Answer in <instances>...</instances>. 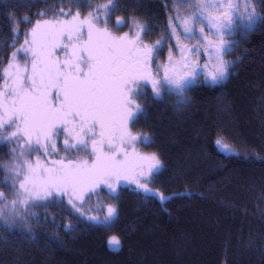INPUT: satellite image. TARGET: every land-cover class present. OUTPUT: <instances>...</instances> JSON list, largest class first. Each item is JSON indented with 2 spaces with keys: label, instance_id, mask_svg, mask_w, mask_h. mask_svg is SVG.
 I'll use <instances>...</instances> for the list:
<instances>
[{
  "label": "trees",
  "instance_id": "1",
  "mask_svg": "<svg viewBox=\"0 0 264 264\" xmlns=\"http://www.w3.org/2000/svg\"><path fill=\"white\" fill-rule=\"evenodd\" d=\"M107 3L0 0V68L12 62L36 21L52 20L60 9L84 19ZM114 3L108 19L140 22L150 29L146 40H160L163 52L165 0ZM24 59L17 53L18 62ZM227 59L233 61L228 78L194 84L184 93L186 102L175 93L156 99L144 91L138 97L144 114L129 124L150 137L145 146L161 160L150 187L171 199L162 203L128 184L110 195L102 186L91 200L85 198L83 211L103 215L107 205L115 206L118 215L108 224L81 216L67 197L27 209L18 205L19 214L6 209L0 217V264H264V19L236 37ZM218 139L241 155L218 150ZM14 147L0 140V163L13 162ZM2 181L10 183L5 169L0 192L11 201L12 189ZM113 236L120 249L109 248Z\"/></svg>",
  "mask_w": 264,
  "mask_h": 264
},
{
  "label": "snow or ice",
  "instance_id": "2",
  "mask_svg": "<svg viewBox=\"0 0 264 264\" xmlns=\"http://www.w3.org/2000/svg\"><path fill=\"white\" fill-rule=\"evenodd\" d=\"M174 3L191 9L183 16L177 11L178 24L169 19L180 59L173 60L170 51L168 62L157 63L155 69L153 60L159 59L161 41L144 42L142 34L149 28L135 20L131 35L118 36L107 28L116 7L114 0L99 5L84 19L78 11L72 14V9H60L52 20L35 22L24 44L12 54V62L0 68V140L17 145L12 149L13 162L0 163L10 177V183L2 182L13 193L8 201L0 192V217L6 209L19 214L18 205L27 209L40 200L67 197L81 216L108 224L118 215L117 208L109 204L103 215H88L83 211L85 198L91 200L102 186L115 194L121 181L134 185L135 191L151 193L162 203L171 199L150 187L161 168L157 155L136 151V144H147L150 137L133 134L129 128L130 121L144 114L135 97L143 95L141 89L150 84L154 98L175 93L183 103L187 101L184 93L201 76L206 83L222 82L231 63L224 59L230 49L224 36L231 33L235 17L248 21V27L256 17L252 0ZM100 23L105 27H96ZM123 23L122 18L116 20L118 26ZM178 26L186 38L198 36L196 43L182 45ZM201 50L207 57L203 64ZM19 52L25 54L23 63L16 60ZM215 144L222 152L241 155L223 140ZM61 149L66 155L50 159L52 154L59 156ZM81 152L87 157L78 155ZM41 156L48 163H42ZM108 245L119 249L120 241L113 236Z\"/></svg>",
  "mask_w": 264,
  "mask_h": 264
},
{
  "label": "rangeland",
  "instance_id": "3",
  "mask_svg": "<svg viewBox=\"0 0 264 264\" xmlns=\"http://www.w3.org/2000/svg\"><path fill=\"white\" fill-rule=\"evenodd\" d=\"M165 3L167 4L168 9H169L168 10V19H167V22H166V25H165V27H166L165 29L167 30V33H168V42H167V45L163 48V52H160L159 53V56H158L159 59L158 60H156V59L153 60V69H155V65L157 63L166 64L168 62V58H169L170 51L172 53L173 60H179L180 59V53L177 51L175 38L171 35V31L169 29V19L172 18V22L178 24V21H176V19H175V16H176L177 11L182 16L188 14L191 11V9L187 8L184 4L174 3V0H165ZM252 3L254 5V7H255V12H256V17H255L254 22H252V26L251 27H248L249 22L246 21V20H243L242 18H240V17L237 16V17H235V23L233 24L231 33L230 34H226L224 36V39L226 41H228L229 44H230L229 51L231 50L232 45L236 42V37L238 35L243 34L247 30L252 29L254 26H256L257 24H259V22H261L262 19H264V0H252ZM87 16H88V14L85 17H83V18H86ZM116 20L111 21V20L108 19V22H107V25H106L107 28L113 34L118 35V36H122L124 33H129V35L132 34V32H133V21H130V22H127L126 23L124 21V19H123L124 23L118 26L116 24ZM96 27H98V28H104L105 25L102 24V23H100V24H97ZM205 31L207 32L208 29L206 28ZM177 32L180 34V41H181V44L182 45H188L189 47H191L199 39L198 36L195 39H188V38H186V36L183 34V32L181 31V29L179 28V26L177 27ZM212 38L213 39H216L215 37H212ZM142 39L144 40L145 43L150 44V45L152 44V43H150V42H148L146 40L145 34H142ZM161 50L162 49H160L159 51H161ZM227 53L225 54L224 59L227 60V61H229V62H231L230 63V67H229V74H230V72H231V66H232V62L233 61L227 59ZM193 58L194 57L189 56V59H193ZM199 59H200V63L201 64H203L206 61V59H207L206 55L203 53V50H201V56L199 57ZM214 62L215 61H212L211 63H214ZM229 74H228V76H229ZM228 76L222 82H224L228 78ZM198 82L206 83L204 81V79H203L202 76L200 77V79H199ZM222 82H220V83H222ZM194 84H196V83H194ZM206 84H210V83H206ZM217 84H219V83H217ZM210 85H215V84H210ZM141 91L142 92L148 91V92H151V94H153L152 91H151L150 84L147 85V86H145L143 89H141ZM138 97L139 96L135 97L137 103H138ZM129 128L131 129V131L133 132V134H140V133L136 132L135 130H133L132 127L130 126V124H129ZM22 144H23V142H21V145ZM145 145H146V143H137L136 146H135L136 147V151L138 153H140V154H145V155H149V154L155 153V152L151 151L149 148H147ZM24 147H27V146L24 145ZM57 147L60 148V145H57ZM129 152H131V149H129ZM64 155H66V154L63 152V149H61L59 156H57L55 154H52L50 156V159H52V160H59L61 158V156H64ZM78 155L85 156L86 155V152L78 153ZM157 157L159 158L158 155H157ZM40 159H41V162L44 161V162L48 163V161L46 160V158L44 156H41ZM32 160H35V158H32ZM159 160H160V158H159ZM121 184H126V183L123 182V181H121ZM120 246H121V243H120ZM119 249H120V247H119ZM114 250H117V249H114Z\"/></svg>",
  "mask_w": 264,
  "mask_h": 264
}]
</instances>
